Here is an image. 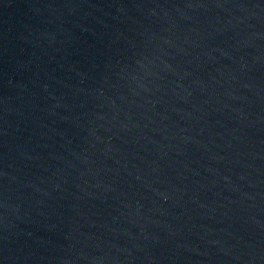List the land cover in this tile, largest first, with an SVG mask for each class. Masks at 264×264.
<instances>
[{
    "label": "water",
    "instance_id": "1",
    "mask_svg": "<svg viewBox=\"0 0 264 264\" xmlns=\"http://www.w3.org/2000/svg\"><path fill=\"white\" fill-rule=\"evenodd\" d=\"M0 264H264V0H0Z\"/></svg>",
    "mask_w": 264,
    "mask_h": 264
}]
</instances>
